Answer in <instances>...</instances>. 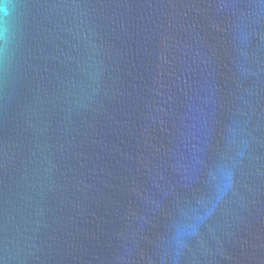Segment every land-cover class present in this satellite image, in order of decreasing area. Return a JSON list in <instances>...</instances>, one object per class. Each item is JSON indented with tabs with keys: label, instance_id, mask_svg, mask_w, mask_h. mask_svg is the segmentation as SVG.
I'll return each instance as SVG.
<instances>
[{
	"label": "water",
	"instance_id": "obj_1",
	"mask_svg": "<svg viewBox=\"0 0 264 264\" xmlns=\"http://www.w3.org/2000/svg\"><path fill=\"white\" fill-rule=\"evenodd\" d=\"M0 264H264V0H0Z\"/></svg>",
	"mask_w": 264,
	"mask_h": 264
}]
</instances>
